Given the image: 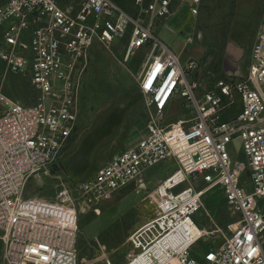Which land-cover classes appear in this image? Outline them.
I'll list each match as a JSON object with an SVG mask.
<instances>
[{
  "label": "built area",
  "instance_id": "built-area-1",
  "mask_svg": "<svg viewBox=\"0 0 264 264\" xmlns=\"http://www.w3.org/2000/svg\"><path fill=\"white\" fill-rule=\"evenodd\" d=\"M70 1L0 0V59L38 94L28 104L0 93L2 264H80L76 211H99L134 183L146 188L144 176L164 161L176 167L146 192L123 264H264V16L246 69L212 86L157 32L183 9L199 14L203 0H133L134 11L117 0ZM122 41L125 60L142 61L145 134L93 176L70 181L61 158L93 51ZM236 139L247 171L232 152ZM48 183L53 198L28 194ZM212 189L237 225L225 230L209 212L196 219ZM209 235L222 242L196 252Z\"/></svg>",
  "mask_w": 264,
  "mask_h": 264
},
{
  "label": "rangeland",
  "instance_id": "rangeland-1",
  "mask_svg": "<svg viewBox=\"0 0 264 264\" xmlns=\"http://www.w3.org/2000/svg\"><path fill=\"white\" fill-rule=\"evenodd\" d=\"M117 1L134 11L133 0ZM70 2L63 0L65 5ZM263 16L264 0H203L199 14L191 15L188 9H183L166 26L157 28V32L172 49L181 53L184 65L195 62L198 76L213 86L219 78L246 69ZM125 43L110 47L99 45L93 51L82 84L77 130L61 158L62 175L70 181L79 182L93 176L103 163L145 134L146 103L138 80L142 61L138 57L125 60ZM0 93L28 104L38 99L31 82L9 71L1 59ZM240 101L238 95L237 102ZM232 152L242 160L247 171V158L239 139L233 141ZM175 167V162L164 161L144 176L146 188L134 183L103 203L99 211H76L80 264H108V259L114 264L126 261L130 250L127 240L144 214L146 192ZM56 193L57 188L51 183L44 188L32 185L28 189V194L45 198H53ZM207 212L225 230L239 223L219 189L205 195L202 212L196 219L204 222L202 213ZM209 236L198 244L196 252L222 242L221 237Z\"/></svg>",
  "mask_w": 264,
  "mask_h": 264
},
{
  "label": "crops",
  "instance_id": "crops-1",
  "mask_svg": "<svg viewBox=\"0 0 264 264\" xmlns=\"http://www.w3.org/2000/svg\"><path fill=\"white\" fill-rule=\"evenodd\" d=\"M240 71H242V70H236V72L234 73V74H232V75H237V74H239L240 73ZM153 169H151L150 171H152Z\"/></svg>",
  "mask_w": 264,
  "mask_h": 264
}]
</instances>
